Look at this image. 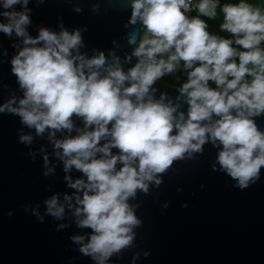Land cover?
<instances>
[{"label": "clouds", "instance_id": "clouds-1", "mask_svg": "<svg viewBox=\"0 0 264 264\" xmlns=\"http://www.w3.org/2000/svg\"><path fill=\"white\" fill-rule=\"evenodd\" d=\"M28 2L0 0V17L8 21L0 23V32L7 36L14 32L25 45L11 61L24 96L19 107H12L15 101L10 100L0 105V112L20 116L37 135L46 129L70 131L74 114L83 117L86 128L92 127V131L54 142V147L62 150L61 158L67 157L65 171L74 167L87 177V183L79 179L69 182L71 188L83 189V198L77 200L82 207L76 209V215L83 213L84 218L78 225L93 232L80 248L83 254L104 264L113 253L129 246L132 226L139 221L127 204L128 198L137 189L146 192L145 181H153L186 151H199L207 138L220 142L218 162L241 189L258 178L264 166V133L248 117L264 112V51L259 47L264 41V14L259 8L243 2L222 6L221 30L244 49L238 51L233 40L211 35L200 19L216 17V0H199L195 5L198 15L192 18L185 15L192 0H133L131 22L139 18L152 37L146 35L133 53L144 59L127 73L117 66L101 76L106 64L103 53L90 59L73 55L82 42L78 30L55 33L41 28L36 37L28 35ZM17 5L20 11L15 10ZM165 53L167 60L157 59ZM180 61L191 69L180 88L188 98L186 120L183 113L178 120L173 116L175 107L149 96L150 86L175 71ZM246 75L253 77L250 83L244 82ZM125 81L130 82L128 87H123ZM209 81L219 90L210 88ZM133 96L135 102L130 99ZM213 115L220 119L211 125L201 124ZM106 136L111 140L99 147ZM20 139L31 141L27 135ZM111 147L118 148L120 154L111 155ZM97 152L103 154L100 159L95 158ZM117 162L122 165L118 171ZM46 205L48 214L62 216L63 206L55 196Z\"/></svg>", "mask_w": 264, "mask_h": 264}, {"label": "water", "instance_id": "water-1", "mask_svg": "<svg viewBox=\"0 0 264 264\" xmlns=\"http://www.w3.org/2000/svg\"><path fill=\"white\" fill-rule=\"evenodd\" d=\"M132 2L29 0L31 23L27 33L36 37L41 28L55 33L78 30L82 42L73 55L90 59L103 53L106 64L101 76L117 66L127 73L141 59L133 53L150 35L139 18L131 22ZM15 10H21L19 5ZM7 22L0 17V23ZM23 47V38L14 32L11 36L0 32V105L14 100L12 107H19L24 96L11 64ZM129 83L125 81L123 87ZM181 87L157 79L149 88V96L175 107L173 116L178 120L183 113L186 120L189 104ZM130 99L135 102L134 96ZM248 118L264 133V112ZM70 119V131L46 129L37 135L20 116L0 112V264H99L92 255L80 251L93 232L78 225L84 218L83 213L76 215V209L82 207L77 200L83 198V189L69 186L78 179L87 183V177L74 167L65 171L67 157L61 158L62 150L54 147L57 140L92 131L91 126L85 127L83 117L74 114ZM219 119L213 115L201 124L211 125ZM111 127L112 123L108 125ZM50 131L54 135L50 136ZM26 135L31 141L21 142ZM110 140L111 136L103 137L98 146ZM221 150L219 141L207 138L199 151H186L153 181H145L147 191L137 189L127 200L139 221L132 226V242L104 264H264V166L258 178L241 189L221 168L217 159ZM110 154L119 155L120 151L111 147ZM102 156L97 152L95 158ZM121 166L117 162L116 170ZM53 196L64 209L60 218L47 212L46 201Z\"/></svg>", "mask_w": 264, "mask_h": 264}, {"label": "trees", "instance_id": "trees-1", "mask_svg": "<svg viewBox=\"0 0 264 264\" xmlns=\"http://www.w3.org/2000/svg\"><path fill=\"white\" fill-rule=\"evenodd\" d=\"M240 2L249 4L253 8H259L260 11L262 12V14H264V0H216V3H217V7H216L217 15H216V17L213 19H210V18L205 17V16H200V19L204 20L205 23L207 24V31L211 35H215V36L219 37V35H220L219 29H221L220 26L224 22L223 21V13L221 11L222 6L224 4H236V3H240ZM197 15H198V12L196 11V12L192 13L189 18H192V17L197 16ZM150 36H151V34H150ZM148 38L151 39L152 37H148ZM221 38L233 40L232 46L234 48H236L238 51H244V49L240 48L239 45L235 44V42H234L235 38L230 33L224 31ZM259 47L262 51H264V41L261 42ZM161 58L167 60L168 54L165 53L162 57L157 56V59H161ZM141 59H144V57H141ZM236 62L237 63L239 62L238 58H236ZM249 67H251V65H249ZM185 69L186 68L184 67V62L180 61L179 64L177 65L175 71H173L172 73H166L165 75H163L158 80L166 82V83L173 85V86H183L188 80V78H185V76H186ZM172 74H176V76H177L176 80L171 79ZM252 79H253L252 76L246 75L244 78V82L250 83ZM208 86L217 87L213 81H209Z\"/></svg>", "mask_w": 264, "mask_h": 264}, {"label": "rangeland", "instance_id": "rangeland-1", "mask_svg": "<svg viewBox=\"0 0 264 264\" xmlns=\"http://www.w3.org/2000/svg\"><path fill=\"white\" fill-rule=\"evenodd\" d=\"M219 32H220V35H219V37L221 38L222 37V35H223V33H224V31L223 30H221V29H219ZM149 37H151L150 35H149ZM195 66V65H194ZM191 71V69H185V73H186V76H185V78H188V72H190ZM171 79H173V80H176L177 79V76H176V74H172L171 75Z\"/></svg>", "mask_w": 264, "mask_h": 264}, {"label": "built area", "instance_id": "built-area-1", "mask_svg": "<svg viewBox=\"0 0 264 264\" xmlns=\"http://www.w3.org/2000/svg\"><path fill=\"white\" fill-rule=\"evenodd\" d=\"M198 3H199V0H192V8L189 12H186L185 15L190 17L192 13L196 12L195 5H197Z\"/></svg>", "mask_w": 264, "mask_h": 264}]
</instances>
